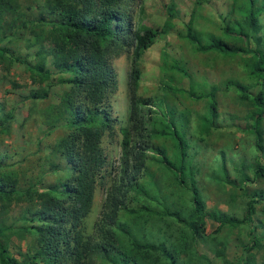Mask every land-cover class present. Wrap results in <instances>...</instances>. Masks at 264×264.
<instances>
[{
    "label": "trees",
    "instance_id": "1",
    "mask_svg": "<svg viewBox=\"0 0 264 264\" xmlns=\"http://www.w3.org/2000/svg\"><path fill=\"white\" fill-rule=\"evenodd\" d=\"M193 1L191 17L183 22L184 31L180 35L196 50L223 57H246L247 72L256 81L250 87L253 85L251 88L255 89L256 85L258 90L249 92L248 85L241 82L237 86L244 95H252L256 110L246 128L255 133L256 147L260 150V121L264 115V35L260 34V16L264 14V0H229L227 10L218 13L216 28L220 33L199 27V18L203 17L200 10L210 0ZM131 2L44 0L38 13L31 15L20 9L18 0H0V64L6 68L14 62L23 64L35 81H47L57 74L58 81L67 85L47 125L49 132L57 127L65 130L50 151L62 160L44 170L64 172V178L50 184L41 182L40 176L21 180L16 173L2 170L5 164L0 161V264H189L197 252L193 243L205 235L208 220L216 223L218 229L224 225L235 228L242 223L219 209L206 208L196 185L194 166L187 159L185 112L177 111L174 104L164 99L156 102L152 96L138 94L140 62L158 37L159 29L134 28L128 9ZM167 16V25L172 29L178 18L174 3L168 5ZM18 30L29 32L28 46L36 47L33 62L10 55L2 45ZM124 53L130 57V123L123 130L120 172L107 191L94 231L85 234L83 222L92 209L96 186L106 167L102 136L105 130H113L107 102L117 87L112 62ZM174 66L188 75L183 67ZM48 95L46 88L32 89L27 98L44 99ZM208 95L212 99L209 107L212 112L213 93ZM151 103L157 110L146 111L144 106ZM11 117L8 113L0 116L1 134L9 130ZM160 138L171 139V147ZM151 163L169 172L168 184L190 194L191 208L172 209L150 194ZM252 171L254 177L244 173L242 180L264 179V164L257 162ZM227 181L233 182L228 177ZM140 194L154 199L157 208L141 202L131 205ZM21 200L26 205L8 222L12 203ZM259 201L256 192L247 202L243 221L250 230ZM122 210L132 215L131 221L121 219ZM144 213L171 217L185 229L177 240L146 238L141 230ZM12 236L20 239L30 236L26 248L18 247V256L9 248ZM260 245L258 239L251 238L242 247L250 254ZM222 247L216 248L215 254L227 264L223 243ZM251 260L248 257L245 261Z\"/></svg>",
    "mask_w": 264,
    "mask_h": 264
},
{
    "label": "rangeland",
    "instance_id": "2",
    "mask_svg": "<svg viewBox=\"0 0 264 264\" xmlns=\"http://www.w3.org/2000/svg\"><path fill=\"white\" fill-rule=\"evenodd\" d=\"M44 0H18L20 9L28 14L36 15ZM193 0H132L128 9L132 15L135 28L157 27L159 35L155 42L145 51L141 62V78L138 94L152 96L158 102L164 99L175 105L177 111L186 115L185 138L187 139V159L195 170L197 188L207 209H219L242 220V223L229 228L227 225L218 229V225L210 220L206 224V233L193 243L197 252L189 264H223L224 260L216 256V248H223L227 264H264V179L258 177L255 182L243 181L244 173L254 177L252 167L260 162L264 164V115L261 117V149L256 147V135L246 124L251 122L256 107L252 103V95H244L238 88V82L246 84L250 91H257L250 85L256 83L245 67V56L234 55L223 57L215 52L196 50L180 33L184 31L193 11ZM229 0H210L200 10L199 27L214 30L219 22L218 13L227 10ZM175 4L178 18L176 26L170 29L167 25V8ZM8 20L11 16L7 17ZM261 31L264 35V14L260 16ZM30 35L28 30H18L6 38L2 45L10 55H19L28 61L35 60L36 47L28 46ZM116 71L117 87L109 95L108 104L113 118V130H105L101 146L106 155V167L96 186L93 206L84 219L85 234L94 231V224L99 218L107 191L120 172L122 156L123 130L129 126L130 94L129 70L130 57L124 53L113 60ZM183 67L188 75L182 73L174 65ZM57 74L50 80L35 81L27 68L14 62L6 68L0 64V116L2 113L12 114L10 128L0 133V161L5 165L2 170L16 173L21 180L41 177L43 183H56L64 178V172H44L53 162H60V156L52 154L51 148L58 142L65 130L60 127L48 131L47 125L53 107L60 101V94L67 86L60 83ZM15 82L17 85H12ZM237 86H235V85ZM46 88L48 97L44 99L27 98L30 90ZM172 88V89H171ZM215 102L214 111L210 112L211 96ZM203 94H207L203 96ZM154 103L145 105L157 110ZM179 122V121H178ZM171 147V139L160 138ZM153 178L149 192L172 209L188 210L191 208L190 194L168 184L170 174L161 165L151 163ZM227 177L233 181H227ZM258 192L260 201L256 203L253 215V228L243 221L247 202L251 194ZM25 198V196H24ZM139 200V201H137ZM145 203L153 208L157 202L142 194L132 200ZM25 200L13 202L8 222L15 219L18 212L26 205ZM122 220L132 219L125 210L120 211ZM145 218V219H144ZM141 230L146 238L152 240H177L185 229L183 224L168 216H156L144 213L141 218ZM253 233H249V232ZM251 238L260 241L259 248L250 254L242 245ZM30 236L20 239L12 236L9 248L17 254L18 247L26 248ZM193 249V248H192ZM252 258L250 263L245 260Z\"/></svg>",
    "mask_w": 264,
    "mask_h": 264
}]
</instances>
